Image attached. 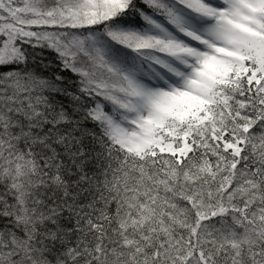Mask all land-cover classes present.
<instances>
[{
	"label": "snow or ice",
	"instance_id": "snow-or-ice-1",
	"mask_svg": "<svg viewBox=\"0 0 264 264\" xmlns=\"http://www.w3.org/2000/svg\"><path fill=\"white\" fill-rule=\"evenodd\" d=\"M0 264H264V0H0Z\"/></svg>",
	"mask_w": 264,
	"mask_h": 264
}]
</instances>
